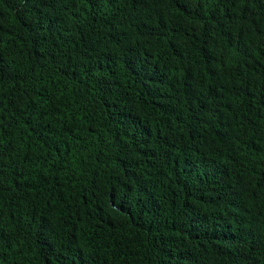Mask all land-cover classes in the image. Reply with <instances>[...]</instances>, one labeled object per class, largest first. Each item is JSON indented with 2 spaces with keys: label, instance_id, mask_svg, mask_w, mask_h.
Wrapping results in <instances>:
<instances>
[{
  "label": "trees",
  "instance_id": "1",
  "mask_svg": "<svg viewBox=\"0 0 264 264\" xmlns=\"http://www.w3.org/2000/svg\"><path fill=\"white\" fill-rule=\"evenodd\" d=\"M0 264H264V0H0Z\"/></svg>",
  "mask_w": 264,
  "mask_h": 264
}]
</instances>
